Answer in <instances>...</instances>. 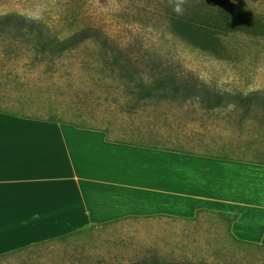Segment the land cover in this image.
Masks as SVG:
<instances>
[{
  "label": "rangeland",
  "instance_id": "374dc122",
  "mask_svg": "<svg viewBox=\"0 0 264 264\" xmlns=\"http://www.w3.org/2000/svg\"><path fill=\"white\" fill-rule=\"evenodd\" d=\"M186 7L177 16L168 0H0V108L100 122L125 142L224 144L194 137L185 123L200 120L197 107L218 115L264 107V0ZM181 21L206 26L188 35ZM188 96L196 106L181 102ZM11 122L0 116V132ZM15 208H0V254L11 253L0 264L209 261V251L169 250L166 235L135 233L133 220L25 250L67 233H34L40 224L24 223Z\"/></svg>",
  "mask_w": 264,
  "mask_h": 264
},
{
  "label": "crops",
  "instance_id": "0c3cea01",
  "mask_svg": "<svg viewBox=\"0 0 264 264\" xmlns=\"http://www.w3.org/2000/svg\"><path fill=\"white\" fill-rule=\"evenodd\" d=\"M250 106L197 107L187 131L224 144L178 147L0 108L12 120L0 132V208L16 207L37 234L133 220L135 233L166 235L165 249L209 251L208 263H169L264 264V107Z\"/></svg>",
  "mask_w": 264,
  "mask_h": 264
},
{
  "label": "trees",
  "instance_id": "16d2710c",
  "mask_svg": "<svg viewBox=\"0 0 264 264\" xmlns=\"http://www.w3.org/2000/svg\"><path fill=\"white\" fill-rule=\"evenodd\" d=\"M206 25H196L190 21H186V22H183L181 21L179 23V26H178V31H182V32H185V34H188V35H191V34H194L193 30L195 28H198V27H205ZM157 81H159V83H164V82H167L166 79H158ZM162 85H157V87H154L155 90L157 88H161ZM163 89V88H161ZM174 91H177L178 88H173ZM80 231H75V232H72V233H69V234H66V235H63V236H59V237H56L54 239H50V240H47V241H43V242H39V243H34V244H30L29 246L25 247L24 249H30V248H34V247H37V246H40L41 244H47V243H51V242H54V241H58V240H62V239H67L68 237L70 236H73V235H76L78 234ZM13 252H16V251H13ZM9 254L11 253H5V254H2L0 255V258L2 257H7ZM140 264H194V263H169V262H163V261H153V262H148V261H145V262H142ZM196 264H203V263H196Z\"/></svg>",
  "mask_w": 264,
  "mask_h": 264
},
{
  "label": "clouds",
  "instance_id": "9594fccd",
  "mask_svg": "<svg viewBox=\"0 0 264 264\" xmlns=\"http://www.w3.org/2000/svg\"><path fill=\"white\" fill-rule=\"evenodd\" d=\"M169 5L172 7V11L177 16H184L187 12V5L189 0H168Z\"/></svg>",
  "mask_w": 264,
  "mask_h": 264
}]
</instances>
